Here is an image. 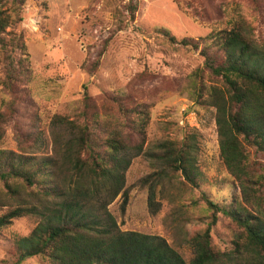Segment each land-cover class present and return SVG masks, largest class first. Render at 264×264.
I'll return each instance as SVG.
<instances>
[{"label": "trees", "instance_id": "trees-1", "mask_svg": "<svg viewBox=\"0 0 264 264\" xmlns=\"http://www.w3.org/2000/svg\"><path fill=\"white\" fill-rule=\"evenodd\" d=\"M248 1L250 16L264 30V0ZM33 2L0 0V210H5L0 237L16 219L35 222L26 237L11 241L7 264L41 259L50 264H264V48L244 33L247 25L236 21L230 29L196 40H177L167 29L159 31L170 44L198 51L202 59L188 86L197 103L215 111L219 157L238 192L230 202H213L206 193L192 202L202 201L211 215L197 220L208 222L193 234L186 227L194 222L190 218L178 224L182 241L193 251L186 262L163 238L121 231L108 210L119 196V211H126V173L139 156L150 162L151 172L140 182L148 187L152 215L159 211L156 191L165 183L178 178L199 189L197 133L147 142L149 110L164 93L182 90L184 96L181 78L159 77L145 68L122 92L103 94L100 104L84 95L77 113L47 120L29 89L33 70L20 31L28 8L38 26L46 19V4ZM195 3L192 15L202 21L228 16L219 2ZM137 4L128 0L115 11L111 35L134 21ZM111 35L82 66L88 75L97 69ZM153 80L159 83L134 88L137 82ZM46 124H56L67 134H54L48 142ZM7 134L15 141L14 151L5 149ZM42 144L49 152L37 157ZM219 214L228 220L231 237L222 251L210 236Z\"/></svg>", "mask_w": 264, "mask_h": 264}, {"label": "rangeland", "instance_id": "rangeland-1", "mask_svg": "<svg viewBox=\"0 0 264 264\" xmlns=\"http://www.w3.org/2000/svg\"><path fill=\"white\" fill-rule=\"evenodd\" d=\"M127 1L118 4L116 0H34L35 3L46 4V19L42 26H38L35 14L28 8L20 26L33 70L29 89L48 120L53 115L71 116L77 113L84 95L100 104L103 94L122 92L128 82L145 68L159 77L181 78L185 95H181L182 90L164 93L149 110L151 121L147 127V142L160 138L181 140L190 133H197L200 137L197 165L202 176L199 189H191L178 178L173 179L171 184L165 183L156 191L155 201L159 211L152 215L147 206L148 187L140 182L151 172L150 162L139 156L126 173L125 186L129 190L126 211L124 214L119 211V196L108 206V210L121 231L163 238L186 262H190L193 251L182 241L178 224H183L186 217L190 218L194 222L186 227L189 234H193L204 230L208 222L207 219L205 224H201L197 220L211 215L202 201L198 205H192V202H197L201 193H206L216 203L225 199L230 202L238 192L219 157L215 111L197 103L188 86L192 72L201 65L202 59L198 51L170 44L159 31L167 29L177 40H196L225 28L230 29L234 22L239 21L247 25L244 33L255 39L254 44L264 48V30L250 16L248 0H212L213 3L219 2L228 14L221 21H202L194 17L192 7L196 5V0H137L134 21L111 35L115 24L114 13ZM110 35L111 40L107 42L97 69L93 75H88L82 66L95 57L102 42ZM157 83L159 80L137 82L134 88H146ZM2 100L0 95V105ZM43 128L48 142L54 134H67L56 124ZM6 139L5 149L14 151L15 141L11 135L7 134ZM48 152L49 148L42 144L35 155L44 156ZM4 213L5 210H0V216ZM34 226L33 219L20 218L1 231L0 264H7L6 253L11 241L26 237ZM227 227L228 220L221 214L217 215L210 231L215 249L222 251L230 246ZM24 264L50 263L41 259L27 260Z\"/></svg>", "mask_w": 264, "mask_h": 264}]
</instances>
